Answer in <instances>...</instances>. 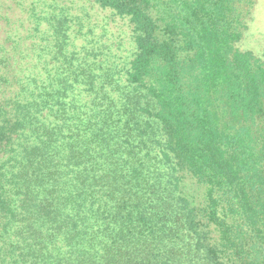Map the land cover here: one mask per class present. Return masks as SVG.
Masks as SVG:
<instances>
[{
  "label": "trees",
  "instance_id": "obj_1",
  "mask_svg": "<svg viewBox=\"0 0 264 264\" xmlns=\"http://www.w3.org/2000/svg\"><path fill=\"white\" fill-rule=\"evenodd\" d=\"M27 1L0 0V264H264L255 0H94L126 56Z\"/></svg>",
  "mask_w": 264,
  "mask_h": 264
},
{
  "label": "rangeland",
  "instance_id": "obj_2",
  "mask_svg": "<svg viewBox=\"0 0 264 264\" xmlns=\"http://www.w3.org/2000/svg\"><path fill=\"white\" fill-rule=\"evenodd\" d=\"M26 3L27 7L33 5L45 19L56 15L63 21L67 20L68 33L74 40V48H81L86 41H96L100 46L104 45L106 49L111 48L113 52L125 56L131 48L127 20L113 17L110 11L101 9L94 0H28ZM48 22H44L45 26ZM238 45L241 49L256 53L262 50L264 0H255L248 18V28Z\"/></svg>",
  "mask_w": 264,
  "mask_h": 264
}]
</instances>
